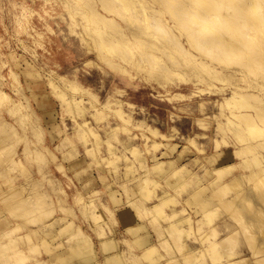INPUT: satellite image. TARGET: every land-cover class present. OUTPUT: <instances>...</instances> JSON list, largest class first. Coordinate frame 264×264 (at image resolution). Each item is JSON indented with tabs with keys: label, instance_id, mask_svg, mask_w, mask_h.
I'll return each mask as SVG.
<instances>
[{
	"label": "rangeland",
	"instance_id": "1",
	"mask_svg": "<svg viewBox=\"0 0 264 264\" xmlns=\"http://www.w3.org/2000/svg\"><path fill=\"white\" fill-rule=\"evenodd\" d=\"M252 130L264 0H0V264H215L229 234L249 255L248 204L218 197L264 204Z\"/></svg>",
	"mask_w": 264,
	"mask_h": 264
},
{
	"label": "bare ground",
	"instance_id": "2",
	"mask_svg": "<svg viewBox=\"0 0 264 264\" xmlns=\"http://www.w3.org/2000/svg\"><path fill=\"white\" fill-rule=\"evenodd\" d=\"M146 4H148V3H146ZM238 76H240V75H238ZM62 83L64 84V85L63 84L62 85L65 88H66L65 85H69L70 88L75 89L74 88L75 87V84L72 85L66 79H63L62 80ZM69 86H68V88H69ZM76 86L78 87L80 85L78 84ZM79 88H77V89H79ZM245 93H247V92H245ZM244 95L246 96V94H244ZM236 97H237V95H233V99L236 100L234 102H238L240 100L239 98L236 99ZM245 99H247V98H245ZM243 101L244 100H242V103H244L246 106L249 105V103H250V102H248V104H247V102L245 103ZM240 102H239V106H240ZM234 104H237V103H234ZM260 104H261V102H260ZM231 105H233V104L231 103ZM252 106L254 107V109H253L254 112H256V114H257L258 111H259L258 108H256L255 105H252ZM252 106L249 107V108H252ZM259 112H261V111H259ZM247 114H249V113H247ZM237 115L238 116H242L243 119H245V121H246L247 118H245V117H247V116H244V115H246V113H239V114L237 113ZM249 115H248V117H249ZM258 116H260V115H258ZM249 118H248V120H249ZM240 120H241V118H240ZM248 122H250L248 124L251 125V127H253L255 125L252 120L251 121H248ZM261 129H263V128H261ZM256 130L257 129H255V131ZM258 132H259V130L256 133L258 134ZM256 133L254 132L253 134H255V136H258ZM260 135L262 137H259V142L257 141V144H262V146L264 147V131L263 130H261V132H259V136ZM260 154H262V153H260ZM260 154L259 155H257V154H251L250 157H248V158L245 159V161H246V163L248 165L247 166L248 167V174L247 173L246 174L249 177L248 180L250 181V185H251V187H252V189L254 191L255 196L257 198L262 199L263 201L262 200H260V201L264 202V163H262V161L264 160V155H261L260 156ZM135 185H139V184H135ZM232 186L236 190V192H235V194L233 195L232 198H229V199L228 198H225L223 200V197H221V198L218 197V199L219 200L222 199L223 204H225V206L228 207V209L229 208L231 209V207H233V208L237 207L238 208V204L241 203V201H244L245 204H248V205H245V206L248 207V209L250 210L251 213L248 211L250 213V216H245V218H244L245 221L244 222L243 221H240L241 218H243V216L245 215L244 214L242 217H238V221H240V222L243 223V225L241 227L242 230H243V228L246 229L247 227L248 228L251 227V229H250V230H252L251 231V234L246 239V242H245L246 247L248 248V251L250 252V254L249 255H244V254L239 253V251H238V247H239V245H238L239 241L238 240L239 239L238 238H237V240L234 239L235 241L232 243V241H233V237L232 236L233 235H231V234L225 235V236L221 237L220 239H217L215 241H212L211 249H212V251H214L213 253H215V251H216V253H215V255H216L217 252H219V254H218L219 256L217 255L218 256V259L217 260H216L217 257L214 256L215 261H216L215 264H264V204L261 207L260 206L256 207L253 204L251 205V199H249L245 195L244 189H243V187H240L239 186V181H238L237 178H234L232 181L223 183L220 188H221V190L222 189L224 190L227 187H232ZM136 187L137 186H135V188ZM214 194L216 195V193H214ZM244 202H242V205H243ZM240 209H242V206H239V211H240ZM235 210H236V208L234 209L233 212H235ZM230 212H231V210H230ZM247 215H249V214H247ZM244 219H242V220H244ZM175 224H176V222H168V223H166L165 224V227H164L165 232H166L165 234H166V236L168 238L172 239V242L174 240L177 243L176 246L178 248H180L181 251H182V252L179 251V252H181L182 258L185 259L186 261L189 259L190 261L193 262L197 258V255H199V254L196 253V251H194L189 246V244L185 243L186 241H183L184 238H182L183 239L182 240L180 237H178V235H180L179 232L181 233L182 228L180 226H178V225H175ZM183 229H185V228H183ZM238 231H240V230H238ZM182 237H183V235H182ZM231 237H232V239H231ZM230 239H231V242H229ZM259 241L261 242V244H258ZM199 258H201V257H199ZM222 258H223V260H221ZM197 260L201 264L202 263L204 264V262H205L204 261L205 258H203V257L201 259H198L197 258ZM171 261H172V263H171ZM171 261L169 263H171V264H178V259L177 258H171ZM196 263H192V264H196Z\"/></svg>",
	"mask_w": 264,
	"mask_h": 264
}]
</instances>
